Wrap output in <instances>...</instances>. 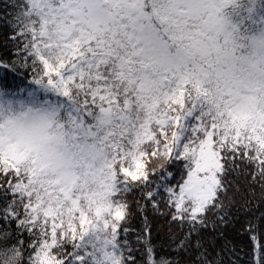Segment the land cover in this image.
<instances>
[{
	"label": "snow or ice",
	"instance_id": "snow-or-ice-1",
	"mask_svg": "<svg viewBox=\"0 0 264 264\" xmlns=\"http://www.w3.org/2000/svg\"><path fill=\"white\" fill-rule=\"evenodd\" d=\"M232 3L0 4V69L62 98L71 140L54 166L0 143V264H241L245 234L264 264V73Z\"/></svg>",
	"mask_w": 264,
	"mask_h": 264
},
{
	"label": "clouds",
	"instance_id": "clouds-1",
	"mask_svg": "<svg viewBox=\"0 0 264 264\" xmlns=\"http://www.w3.org/2000/svg\"><path fill=\"white\" fill-rule=\"evenodd\" d=\"M244 45L246 63L257 73H264V32L250 35ZM9 100L10 104L7 103ZM62 120V113L0 95V143L5 150L10 144L37 145L38 151L34 154L37 161L56 165L69 156L68 145L71 143L61 126Z\"/></svg>",
	"mask_w": 264,
	"mask_h": 264
},
{
	"label": "trees",
	"instance_id": "trees-1",
	"mask_svg": "<svg viewBox=\"0 0 264 264\" xmlns=\"http://www.w3.org/2000/svg\"><path fill=\"white\" fill-rule=\"evenodd\" d=\"M4 0H0L3 4ZM224 22L228 25V30L233 35L236 42L244 44L248 37L254 33L264 32V0H233L227 8L224 9ZM13 77L17 81H23L16 87H7L12 82ZM0 95H7L17 102H29L36 105H43L46 101H50L62 113V98L56 96L52 91L43 86L32 83L30 77H26L23 73L15 70L0 69ZM11 103V100L7 101ZM139 214H137V217ZM134 225L137 220L133 221ZM243 232L241 225H237ZM238 249L240 251L241 264H249L252 259V242L247 235L238 238ZM248 253L249 255H245Z\"/></svg>",
	"mask_w": 264,
	"mask_h": 264
},
{
	"label": "rangeland",
	"instance_id": "rangeland-1",
	"mask_svg": "<svg viewBox=\"0 0 264 264\" xmlns=\"http://www.w3.org/2000/svg\"><path fill=\"white\" fill-rule=\"evenodd\" d=\"M224 25H225V29L227 30V31H229L228 30V25H227V23L226 22H224ZM41 106H44V107H47L48 109H51L52 111H54V112H56V113H59V110L53 105V103L52 102H50V101H46L43 105H41Z\"/></svg>",
	"mask_w": 264,
	"mask_h": 264
}]
</instances>
